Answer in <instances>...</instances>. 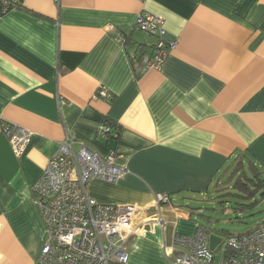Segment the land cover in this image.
<instances>
[{"label":"crops","instance_id":"obj_1","mask_svg":"<svg viewBox=\"0 0 264 264\" xmlns=\"http://www.w3.org/2000/svg\"><path fill=\"white\" fill-rule=\"evenodd\" d=\"M144 12L176 41L147 70L133 59L155 42L134 27ZM0 120L31 131L20 156L0 131V264H42L32 185L65 134L126 169L89 179L90 197L148 208L126 264H169L174 236L197 228L177 197L207 191L237 157L264 170V0H22L0 15ZM157 194L169 196L158 209Z\"/></svg>","mask_w":264,"mask_h":264},{"label":"built area","instance_id":"obj_2","mask_svg":"<svg viewBox=\"0 0 264 264\" xmlns=\"http://www.w3.org/2000/svg\"><path fill=\"white\" fill-rule=\"evenodd\" d=\"M21 3L22 0H0V15ZM134 27L155 37V42L150 54L133 55V59L141 64L142 70L159 68L168 51L176 46L175 40L164 38V19L147 12L139 13ZM116 39L122 44L126 41L121 32L116 33ZM98 95L109 97L103 89ZM0 131L7 137L14 154L20 156L31 131L1 120ZM109 131L106 124L96 128L99 137ZM74 143L72 137L65 134L56 153L32 185L34 201L44 225L39 261L42 264H126L127 241L131 236L141 234L137 222L148 208L134 203H99L90 197L86 191L89 179L115 182L126 169L115 163V150L100 156L84 143H79L78 149L74 150ZM168 201V195L157 194L155 207L158 209L160 204ZM164 223L157 213L145 224L153 230L155 225L163 226ZM209 234V229L197 226L192 235H175V242L184 249L178 251L169 264H264V222L245 233L222 238L215 250L209 247ZM216 252H219L218 258Z\"/></svg>","mask_w":264,"mask_h":264},{"label":"rangeland","instance_id":"obj_3","mask_svg":"<svg viewBox=\"0 0 264 264\" xmlns=\"http://www.w3.org/2000/svg\"><path fill=\"white\" fill-rule=\"evenodd\" d=\"M227 167L229 170L221 173L215 184L207 191L185 193L183 197L174 200L178 208L191 213V220L196 226L205 227L210 230V234H216L221 238L245 233L264 222V187L255 195L258 199L256 205L246 206L254 198L250 199L246 196L244 186L239 188L235 185L237 177L242 174V169H237L232 163ZM245 172L251 178L248 169H245ZM260 179L264 180V170ZM174 248L176 251L184 249L178 243H174ZM216 253L218 258L219 252Z\"/></svg>","mask_w":264,"mask_h":264},{"label":"trees","instance_id":"obj_4","mask_svg":"<svg viewBox=\"0 0 264 264\" xmlns=\"http://www.w3.org/2000/svg\"><path fill=\"white\" fill-rule=\"evenodd\" d=\"M143 53V49L139 48L137 51V56L139 57ZM110 132V131H109ZM232 164H235L237 169H242V174H240L236 181L235 185L241 188L244 186V190L246 192V196L248 198H254L257 192L261 191L264 187V180L260 179L261 175L263 174V168L258 167L250 158L247 156L237 157ZM237 169H235L236 172ZM245 169L251 173V178L246 175ZM227 170H229L227 168ZM256 180V181H255ZM251 183L252 185L248 184ZM264 193V191H263ZM258 199L254 198L252 201L249 202L246 206H255Z\"/></svg>","mask_w":264,"mask_h":264},{"label":"water","instance_id":"obj_5","mask_svg":"<svg viewBox=\"0 0 264 264\" xmlns=\"http://www.w3.org/2000/svg\"><path fill=\"white\" fill-rule=\"evenodd\" d=\"M222 238L216 234H209V247L215 250L216 246L221 242Z\"/></svg>","mask_w":264,"mask_h":264}]
</instances>
